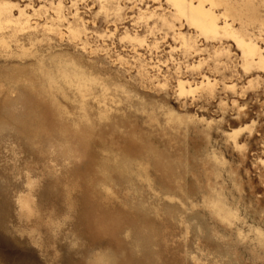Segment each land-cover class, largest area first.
<instances>
[{"label":"rangeland","instance_id":"1","mask_svg":"<svg viewBox=\"0 0 264 264\" xmlns=\"http://www.w3.org/2000/svg\"><path fill=\"white\" fill-rule=\"evenodd\" d=\"M253 2L248 64L166 0H0V70L25 74L0 107L40 125L37 138L0 125V264H264V0ZM133 151L151 184L120 171ZM99 164L125 185L107 201L84 176ZM27 176L29 218L15 206Z\"/></svg>","mask_w":264,"mask_h":264},{"label":"bare ground","instance_id":"2","mask_svg":"<svg viewBox=\"0 0 264 264\" xmlns=\"http://www.w3.org/2000/svg\"><path fill=\"white\" fill-rule=\"evenodd\" d=\"M173 8L174 13L178 18H183L188 25H191L195 30L203 36L225 35L233 39L240 48L243 59L246 63L253 61L256 52L255 42L243 29L246 25L254 24L258 20V12L253 0H166ZM221 10L223 17V25L217 24L218 13ZM230 18L232 21L238 20L239 28H234L227 21ZM4 22H8L5 9H0V28H3ZM3 36V34H1ZM0 36V47L8 50L7 40ZM6 36V35H5ZM10 37V36H9ZM7 38V37H6ZM11 38V37H10ZM13 38V37H12ZM15 38V37H14ZM4 40V41H2ZM11 43V42H10ZM16 43V42H15ZM3 51V50H2ZM22 55L29 53L26 49H21ZM249 64V63H248ZM55 77L62 82H70L71 79L65 69L58 66L56 68ZM25 74L21 69L0 70V95L13 92L19 84L24 80ZM182 87V86H181ZM183 88H181V91ZM82 96V94H81ZM3 106L0 107V125L11 126L12 132L19 137L37 138L38 124L29 122L27 116H11L12 114L5 113ZM39 110L35 108L37 113ZM39 115V113H37ZM169 119L173 122L182 123L181 117L169 112ZM0 126L1 128H4ZM41 129V127L39 128ZM18 137V138H19ZM21 139V138H19ZM133 159V160H131ZM117 161V159H116ZM121 172L134 173L140 181H145L151 184L152 179L149 171V161L142 156L141 152L127 153L122 162L119 163ZM93 181L92 185L99 192L104 200H109L115 195V188L124 186L121 185V180L110 174L109 168L105 164L87 166L84 171V176H89ZM122 179V178H121ZM80 181V176L67 179L63 184L64 192L70 198L71 191L74 190ZM123 181V179H122ZM35 180L26 178L25 187H23L15 197V206L20 217L29 218L36 212V203L33 196V187ZM204 202L210 208V211L221 217H226V209L216 200L213 195L204 197Z\"/></svg>","mask_w":264,"mask_h":264},{"label":"clouds","instance_id":"3","mask_svg":"<svg viewBox=\"0 0 264 264\" xmlns=\"http://www.w3.org/2000/svg\"><path fill=\"white\" fill-rule=\"evenodd\" d=\"M257 39H259V37H257Z\"/></svg>","mask_w":264,"mask_h":264}]
</instances>
